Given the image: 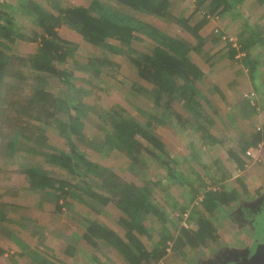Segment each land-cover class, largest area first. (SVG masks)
I'll return each mask as SVG.
<instances>
[{
	"label": "trees",
	"instance_id": "obj_1",
	"mask_svg": "<svg viewBox=\"0 0 264 264\" xmlns=\"http://www.w3.org/2000/svg\"><path fill=\"white\" fill-rule=\"evenodd\" d=\"M191 1L202 15L193 27L187 24L183 28L191 30L189 34L195 44L171 37L135 18L136 15H146L171 25H176V21L182 23L175 15L182 0H88L83 6L64 4L57 11L49 10L47 4L39 0H0V99L5 104L0 103V182L10 179L11 174L32 184L39 178L54 181L55 195L61 207L76 205L83 212L84 232L78 240L72 241V247H94L99 243L115 251L126 264H160L168 256L170 241L153 235L148 223H157L167 232L171 228L178 230L175 239L171 236L172 248L186 254L188 250L205 246L207 238L217 229L218 218H214L217 213H224L225 207L236 206L251 193L242 176L236 177L233 184L228 183L227 173L217 178L207 171L204 176L203 171L208 167L196 154L191 155L194 164H190L187 157L181 162L175 159L154 130L120 103L109 109L110 117L105 119L106 143L90 140L80 130L81 115L85 112L81 103L69 96H56L47 89L74 79L71 67L77 63L81 46L60 36L59 30L64 27L80 35L92 47L95 58L88 60V67L95 68L101 79L118 88H126L128 96L142 103L148 121L155 125L160 121L171 122L172 126L179 124L183 133L189 132L191 140L203 136L223 146L224 142L209 131L216 121L212 120L208 109L216 111V105L213 99L199 91V86L206 87L207 84L205 68L195 56L205 52L203 47L209 39L201 38L200 32L210 19L233 15L234 20H243L235 12L245 0ZM29 25L38 28L40 34L32 39L36 43L35 50L24 58L13 54L9 45ZM222 37V33L212 34L213 46L218 45ZM136 43L145 44L149 51L138 52L134 48ZM238 44L240 50L234 48L233 43L227 44L229 58L243 63L255 83L264 54L254 53L256 47L264 48V31H256L250 21L244 19ZM240 52L242 59H236ZM210 54L209 51L204 55L207 62L215 56ZM121 55L138 69L150 70L155 83L152 86L138 83L126 86L120 79L121 64L117 57ZM25 71L35 74L43 87H36L24 95L20 89L8 84L9 79H19ZM88 84L95 85L93 82ZM262 87L255 83L254 89L259 93ZM210 94L213 95L214 91L211 90ZM58 104L67 107L65 110L72 117L69 124L64 122L61 125L55 117ZM237 107L249 120L258 112V103L252 104L247 98L242 99ZM58 124L66 133L64 148L44 140L47 132ZM71 126L79 130L76 139L71 136ZM243 135L239 148L228 150V158L239 171L245 168L247 151L264 140L263 130L248 131ZM83 146L104 157L124 154L128 159V171L137 181L125 180L92 157ZM5 166L14 167V170H7ZM155 166L165 172L157 179L148 178L149 171ZM47 167L66 171L69 176L67 179L56 178L45 172ZM165 181L181 186L188 193L187 206L181 211L186 217V227L179 226L184 216L173 219L170 209L163 203L166 199L160 201L156 195ZM251 203L241 206L240 211L261 212L264 201ZM96 204L119 212L124 236L93 215ZM177 206V203L171 205L172 212ZM235 206L225 214L226 218L233 217ZM0 223L7 227L2 215ZM142 236L151 241L150 247ZM4 254L0 245V256ZM47 254L38 248L25 251L30 264H54Z\"/></svg>",
	"mask_w": 264,
	"mask_h": 264
},
{
	"label": "rangeland",
	"instance_id": "obj_2",
	"mask_svg": "<svg viewBox=\"0 0 264 264\" xmlns=\"http://www.w3.org/2000/svg\"><path fill=\"white\" fill-rule=\"evenodd\" d=\"M39 1L47 4L46 7L52 11L59 10L64 4L83 6L88 3V0ZM235 14L241 15L243 20L236 21L233 15L210 19L208 25L200 32L201 38L209 39L203 47L205 52L195 56L204 66L205 73H213L212 75L207 74V86H199V91L212 96L213 101H215L216 111L211 108L208 109V114L213 121H216L214 125L210 126L209 131L218 140L224 142L223 146L217 145L203 136H196L191 140L189 132L183 133V128L179 124L169 127V124L161 126L155 125L153 121H148L142 103L138 99L128 96L126 88H118L107 80L101 79L95 68L88 67V60L95 58L92 47L80 35L64 27L59 30L60 36L81 46V51L76 58L77 63L71 67L74 71V79L67 84L64 83L47 89L56 96H69L81 103L85 112L84 115H81L80 130L90 140L106 143L107 135L103 131L105 119L110 117L109 109L120 103L137 119L147 123L156 135L164 140L163 142L170 154L175 159H179L180 162L187 157L191 162L190 164H194L191 155L196 154L200 161L208 167L207 170L203 171L204 176L207 171L217 178L221 177L223 173H227L228 178H230L229 184H233L236 177H244L251 188V193L244 200L239 201L236 206L234 205L235 208L242 201L246 203L257 201L264 196V140L256 148H253V157H246V165L242 171L237 170L234 163L228 158V150L232 147L239 148L238 144L244 140L245 135L243 134L245 132L264 131V57L260 61L259 75L255 81L256 85H263L258 93L254 89L255 84L247 75V67L239 61L236 62L229 58L227 44L238 43V35L243 30L244 19H248L256 31H264V0H245ZM175 15L182 23L176 21V25H171L146 15H136L135 18L138 22L171 37L195 44L194 39L189 34L191 30L189 32L183 27H186L187 24L193 27L200 21L202 12L196 11L193 1L182 0ZM218 33H222V40L218 45L213 46L210 39L211 35ZM36 34H40L38 28L30 25L25 26L24 32L9 45L10 51L17 56L28 57L35 50L36 43L32 42V39ZM134 48L138 52L149 51V48L141 43H136ZM123 51L125 52L126 49L123 48ZM209 51L211 56H215L207 62V57L205 58L204 55ZM254 54H264V48L256 47ZM242 57H236V59H242ZM117 60L121 64L120 74L122 77L120 79L126 86H131L133 83L152 86L155 83L150 76V70L138 69L125 55L118 56ZM219 73L227 74L226 77L221 75L223 77L220 78ZM89 82H93L95 85L89 86ZM8 84L20 89L24 95L31 93L36 87H43L39 78L28 71H25L19 79H9ZM212 87L218 89L222 87L224 93L216 92L209 95L207 91ZM229 87L234 88V92L231 94L226 93V89ZM245 98L249 99L252 104L258 103L257 115L250 120L241 115L239 109H236L239 102ZM0 103L4 104L1 99ZM65 109L67 107L58 104L55 110V117L61 122V125L64 122L69 124L72 118ZM216 113L219 115L217 116ZM61 125L58 124L54 130L48 131L44 140L51 145L64 148L66 144L64 135L66 133ZM78 132L79 130L71 126L72 138L76 139ZM83 149L125 180L137 181V178L128 171V159L124 154L104 157L85 146ZM218 161L221 162L220 165L216 164ZM5 168L14 170V167L5 166ZM46 170L45 172L56 178L67 179L69 176L68 172L52 167H47ZM164 172L155 166L149 171L148 178L157 179ZM208 182L206 180V183ZM54 186V181L43 178H39L33 184L26 183L23 178L16 174H11L10 179L0 182V215L4 216L7 226H2L0 223V245L5 250V254L0 256V264H30L25 256V251L29 248H38L40 252L49 253L47 254L48 258L54 264H126L115 251L107 249L99 243L94 247L82 245H78L76 248L72 247V241L78 240L84 232L83 212L80 206L76 207V205L72 208L61 207V203H58L55 195ZM157 191L156 195L160 201L166 199L163 203L168 210L170 209L172 218L180 219L183 215L181 211L187 206L188 193L181 186L173 185L167 181ZM174 203H177L178 206L172 212L171 205ZM234 206L232 208L225 207L224 213L216 214L214 218H218L216 221L217 229L207 238L205 246L188 250L186 254L174 251L172 248L174 241L171 240L178 236V230L175 231L170 227V231L167 232V230L160 228L157 223H148L153 235L161 237V239L169 238L170 241L168 256L160 264H196L197 261L207 260L214 256L217 251L227 247L248 249L251 247L253 239L256 241V246L258 241L264 243V204L261 212L258 213L251 214L238 211V215L245 218V220L242 218V225L245 229H238V226L229 222L225 217V214L231 211ZM92 213L119 235L124 236L125 231L119 223L120 214L114 208L96 204ZM185 219L184 216L180 221V227H186ZM253 234H255L254 237ZM171 236L174 238L172 239ZM142 240L147 246H151L152 243L146 236H142ZM255 245L247 252L255 251ZM232 263L233 261H228L227 257L221 260V264Z\"/></svg>",
	"mask_w": 264,
	"mask_h": 264
},
{
	"label": "flooded vegetation",
	"instance_id": "obj_3",
	"mask_svg": "<svg viewBox=\"0 0 264 264\" xmlns=\"http://www.w3.org/2000/svg\"><path fill=\"white\" fill-rule=\"evenodd\" d=\"M246 204H247L246 202L239 203V205L236 207L235 214L233 215V217L232 218H226L229 222L238 226V229L244 228V225H242L243 224V220H242L243 216L240 217L238 215V211H240L241 206L245 207ZM248 204H250V203H248ZM236 215H238V217H236ZM249 228L251 229V226ZM254 235L255 234H253V237H254ZM254 243H255V240L253 239L252 244L250 246L252 247L254 245ZM251 247L248 249H251ZM248 249L241 250L240 248L227 247V248H224L223 250L217 251L214 254V256H211L207 260L202 259V260L197 261L196 264H202V263L203 264H221V260L226 259V257L228 258V261H233L232 264H236L237 262L242 260L243 257L241 254L248 253L247 252Z\"/></svg>",
	"mask_w": 264,
	"mask_h": 264
},
{
	"label": "water",
	"instance_id": "obj_4",
	"mask_svg": "<svg viewBox=\"0 0 264 264\" xmlns=\"http://www.w3.org/2000/svg\"><path fill=\"white\" fill-rule=\"evenodd\" d=\"M264 196L257 200L258 203H263ZM242 255V260L236 264H264V243L261 241L257 242L255 251L248 252Z\"/></svg>",
	"mask_w": 264,
	"mask_h": 264
},
{
	"label": "crops",
	"instance_id": "obj_5",
	"mask_svg": "<svg viewBox=\"0 0 264 264\" xmlns=\"http://www.w3.org/2000/svg\"><path fill=\"white\" fill-rule=\"evenodd\" d=\"M207 74H211V75H212L213 73H205V80H206V78H207ZM226 74H227V73H219L220 76L223 75L224 77H226V76H225ZM247 75H248V73H247ZM258 75H259V73H258ZM223 76H221L220 78H222ZM251 82H252V81H251ZM252 83H253V82H252ZM253 84H255V83H253ZM263 85H264V84H263ZM211 90H213L214 93H216V92H217V93H222V94L224 93V92H223L224 90H222V87H220V89H218L217 87H215V88H213V87H212V88H209V90L207 91V93H208L209 95H211V94H210V91H211ZM233 90H234V88L229 87L228 89H226V93H227V94H231V93L234 92ZM204 95L208 96V95L205 94V93H204ZM208 97H209L210 99H213L212 96H211V97L208 96ZM213 100H214V99H213ZM206 107H207V106H206ZM169 123H170V124H169ZM167 124L170 125L169 127L172 126V125H171V124H172L171 122H163V121H160V123H158L157 125H161V126H162V125H167ZM160 139H161V138H160ZM161 140H162V139H161ZM162 141H164V140H162Z\"/></svg>",
	"mask_w": 264,
	"mask_h": 264
},
{
	"label": "built area",
	"instance_id": "obj_6",
	"mask_svg": "<svg viewBox=\"0 0 264 264\" xmlns=\"http://www.w3.org/2000/svg\"><path fill=\"white\" fill-rule=\"evenodd\" d=\"M232 42V41H231ZM233 43V42H232ZM233 47L234 48H236L237 50H239V45H238V43H233ZM243 56V54H239L238 53V55H237V58H240V57H242ZM253 155H254V149L253 148H251V149H249L248 151H247V153H246V157H253Z\"/></svg>",
	"mask_w": 264,
	"mask_h": 264
}]
</instances>
